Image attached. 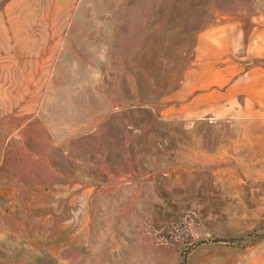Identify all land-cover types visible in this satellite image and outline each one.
I'll use <instances>...</instances> for the list:
<instances>
[{
    "label": "rangeland",
    "instance_id": "rangeland-1",
    "mask_svg": "<svg viewBox=\"0 0 264 264\" xmlns=\"http://www.w3.org/2000/svg\"><path fill=\"white\" fill-rule=\"evenodd\" d=\"M0 264H264V0H0Z\"/></svg>",
    "mask_w": 264,
    "mask_h": 264
}]
</instances>
